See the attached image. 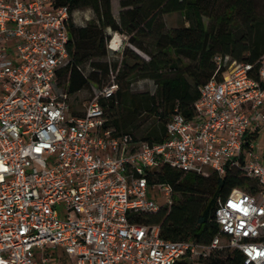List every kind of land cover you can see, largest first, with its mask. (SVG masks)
Returning <instances> with one entry per match:
<instances>
[{"label":"built area","instance_id":"1","mask_svg":"<svg viewBox=\"0 0 264 264\" xmlns=\"http://www.w3.org/2000/svg\"><path fill=\"white\" fill-rule=\"evenodd\" d=\"M69 20L55 0H0V264H65L59 247L75 264H205L233 250L240 264H264V56H215L226 70L202 85L194 116L176 112L161 142L135 143L107 126L101 100L115 94L116 73L91 85L82 114L60 87ZM164 166L240 168L258 189L217 199L220 231L208 243L164 239L158 224L133 222L172 205V187L149 182Z\"/></svg>","mask_w":264,"mask_h":264},{"label":"trees","instance_id":"2","mask_svg":"<svg viewBox=\"0 0 264 264\" xmlns=\"http://www.w3.org/2000/svg\"><path fill=\"white\" fill-rule=\"evenodd\" d=\"M118 1L115 15L112 0H55L70 9V60L59 72V85L69 94L92 89L91 85L108 82L115 69L118 88L111 98L101 100L107 126L115 135L129 134L135 143L161 142L176 112L185 118L194 116L202 85L213 77L220 79L226 70L218 68L215 56L247 63H257L264 56V0ZM82 8L92 10L94 17L83 13L77 22L76 12ZM172 13H179L183 21L167 29L165 16ZM109 29L127 36L129 45L113 69L101 60L109 51ZM134 80L149 83V89L132 92ZM143 115L151 122L138 137L135 130L141 127ZM149 182L169 184L174 201L156 212L136 215L133 222L158 224L164 239L204 243L220 231L215 220L217 199L235 187L251 193L258 189L240 168L204 176L164 166L151 173ZM210 263L240 264L241 254L222 251ZM178 264L193 263L183 259Z\"/></svg>","mask_w":264,"mask_h":264},{"label":"rangeland","instance_id":"3","mask_svg":"<svg viewBox=\"0 0 264 264\" xmlns=\"http://www.w3.org/2000/svg\"><path fill=\"white\" fill-rule=\"evenodd\" d=\"M119 10V1L118 0H112V12L115 14L117 13V11ZM77 13V16L75 17L77 22H80L83 18V13H85V15H89L94 17V13L92 10L88 9V8H82L79 9ZM165 21H166V27L167 29H171L173 27L179 26L182 24L183 18L179 13H172V14H168L165 16ZM110 33H112V37L111 38H116V36L119 37V41L118 43H122V46L120 48L119 51H114L110 48L109 51H107V55L102 58V61L107 62L108 64H110V66L113 69V64L115 63V60H118L121 58V53L123 51L122 47L124 48L125 46H129L127 43V36H125L122 33H117V32H113L111 30H109ZM118 46V45H117ZM116 46V47H117ZM142 54L144 55V53L142 52ZM115 74V69H113V71L110 72L109 75V79L111 78V76ZM96 84H94L95 86ZM149 83L143 84L142 82H138V81H132V84L130 85L131 91L132 92H142V91H146L149 89ZM152 88V87H151ZM91 91L92 89H85V90H81L79 92H76L74 94H72L71 97V104L72 107L77 110V114H82L83 109H84V105L85 103L89 100L90 95H91ZM151 122V118L150 117H146V115H143L141 120H140V128L135 130V133L138 137L141 136L142 130ZM264 136V133L261 135ZM245 191H247V189L245 187H242ZM49 249H51V247L49 246ZM54 253L56 255L54 260L58 263L61 262L62 257H65V264H75V257H74V251L70 248H62L59 247L57 251H54Z\"/></svg>","mask_w":264,"mask_h":264},{"label":"bare ground","instance_id":"4","mask_svg":"<svg viewBox=\"0 0 264 264\" xmlns=\"http://www.w3.org/2000/svg\"><path fill=\"white\" fill-rule=\"evenodd\" d=\"M109 30H110V29H109ZM109 30H108V31H109ZM118 41H119V37L116 36V38H115L114 41H113V47H116V46H117Z\"/></svg>","mask_w":264,"mask_h":264},{"label":"crops","instance_id":"5","mask_svg":"<svg viewBox=\"0 0 264 264\" xmlns=\"http://www.w3.org/2000/svg\"><path fill=\"white\" fill-rule=\"evenodd\" d=\"M117 13H118V11H117ZM117 13H115V15H116Z\"/></svg>","mask_w":264,"mask_h":264}]
</instances>
